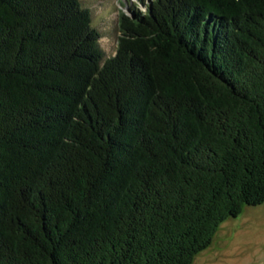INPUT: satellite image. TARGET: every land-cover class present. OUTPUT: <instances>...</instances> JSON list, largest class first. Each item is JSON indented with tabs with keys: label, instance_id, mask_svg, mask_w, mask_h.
<instances>
[{
	"label": "trees",
	"instance_id": "obj_1",
	"mask_svg": "<svg viewBox=\"0 0 264 264\" xmlns=\"http://www.w3.org/2000/svg\"><path fill=\"white\" fill-rule=\"evenodd\" d=\"M105 57L83 0H0V264H192L264 203V0H149Z\"/></svg>",
	"mask_w": 264,
	"mask_h": 264
},
{
	"label": "rangeland",
	"instance_id": "obj_2",
	"mask_svg": "<svg viewBox=\"0 0 264 264\" xmlns=\"http://www.w3.org/2000/svg\"><path fill=\"white\" fill-rule=\"evenodd\" d=\"M149 0H83L94 25L101 32L100 46L105 57L115 54L120 34V13L131 6L144 11ZM192 264H264V203L246 206L236 217L222 223L212 244Z\"/></svg>",
	"mask_w": 264,
	"mask_h": 264
}]
</instances>
